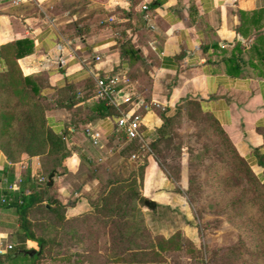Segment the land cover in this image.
I'll return each mask as SVG.
<instances>
[{"label": "crops", "instance_id": "obj_1", "mask_svg": "<svg viewBox=\"0 0 264 264\" xmlns=\"http://www.w3.org/2000/svg\"><path fill=\"white\" fill-rule=\"evenodd\" d=\"M156 1L0 0V50L18 39L31 41V51L16 58L21 73L44 79L48 88L43 92L49 98L59 97L58 91L72 94L71 106H52L45 116L55 132L68 137L77 154L81 151L78 142L84 141L88 157L102 161L108 144L120 151L130 143L115 129L118 114L103 115L96 95V78L115 75L127 80L125 92L150 105L144 110L134 103L120 104L142 115L146 141L156 139L162 115L170 117L178 111L184 115L188 100H197L264 181V0ZM128 46L136 49L137 58L126 54ZM3 66L0 58V69ZM133 70L140 73L132 74ZM89 123L101 133L98 145L84 133ZM146 154L139 155V163ZM66 159L67 170L72 171L78 161L74 156ZM65 172L56 168L52 185ZM38 173H44L39 156L22 154L11 161L0 149L2 248L25 243L34 249L28 245L31 240L21 238L16 208L6 202L21 191L25 176L35 180ZM185 174L181 171L182 183L187 181ZM41 177L48 181L47 174ZM142 180V195L150 196L147 199L156 208L187 212L175 182L152 154ZM55 191L64 195L60 187ZM88 209L82 201L68 206L66 213L71 216ZM183 229L193 233L188 222ZM11 249L0 255H12Z\"/></svg>", "mask_w": 264, "mask_h": 264}, {"label": "trees", "instance_id": "obj_2", "mask_svg": "<svg viewBox=\"0 0 264 264\" xmlns=\"http://www.w3.org/2000/svg\"><path fill=\"white\" fill-rule=\"evenodd\" d=\"M159 1L154 4H158ZM31 47V41L18 39L3 45L0 50V58L4 64L0 69V149L11 161L19 160L22 154L34 156L64 148L65 136L55 132L47 124L45 116L47 108L43 104V99L51 100L56 106H71L74 103L72 94L68 93V90L65 93L58 91L57 98H49L43 92L48 88L44 79L21 73L16 58L28 54ZM125 52L130 57L137 58L136 49L128 46L125 47ZM64 100L66 104L63 103ZM99 103L103 115L118 114L106 104V100L100 99ZM187 103L189 117L200 116L201 120L208 123V129H213L220 137L219 153L222 154V160L229 168L225 181L229 187L238 192L237 196L228 200L223 208L227 209L229 219L247 217L256 226L260 241L250 255L257 260L255 264H264V181L254 174L247 160L238 153L214 117L203 112L200 102L188 100ZM179 114L180 111L170 117L162 115L163 123L156 129L157 137L149 143L152 153H158V144L161 141L171 140L170 125ZM204 130H207V126H204ZM139 145L136 140H132L125 149H129L132 153H140ZM225 151L229 156L223 155ZM148 156H151V153L145 155L129 178L113 179L108 182L88 210L71 216L66 213L67 206L55 195L48 193L51 188L48 181L42 185L33 178L25 176V179H22L21 191L15 192V197L7 201L6 206L16 208L23 241H33L38 245V249H35L34 254L31 255L25 251L32 248L18 245L12 255L11 253L0 255V263L6 260V264H53L54 262L65 264V261L69 260L67 254L58 252L48 254L47 248L50 242L46 235L42 232L38 233L36 228L39 227L75 231L79 236L87 239L88 244L91 245V255H89L91 260H88L91 261L90 264H114L113 257L124 260L125 264H161L160 252L164 251L166 246L162 242L153 243L145 224L139 225V229L134 228L135 223L130 217V211H134L132 202L142 199L139 182H142ZM44 173L48 175V179H52L56 167H51ZM156 238L164 242L162 235H157ZM172 239L173 237L166 239V242L174 241L176 246H179L178 243H184L192 251L196 250L189 239H181L180 236ZM86 254L89 257V253ZM239 255L240 249L233 247L221 253L213 250L207 264H235L234 260Z\"/></svg>", "mask_w": 264, "mask_h": 264}, {"label": "rangeland", "instance_id": "obj_3", "mask_svg": "<svg viewBox=\"0 0 264 264\" xmlns=\"http://www.w3.org/2000/svg\"><path fill=\"white\" fill-rule=\"evenodd\" d=\"M131 73L139 74L140 71L133 70ZM88 83L91 87V79H88ZM43 104L47 110H50L49 106H56L51 100L43 99ZM204 126H207V130H204ZM208 127V123L201 120L200 116L190 118L187 111L184 115L180 113L170 125L171 140L161 141L158 144V153H152L157 165L175 182V190L182 194L187 208L186 213L161 205L154 209L144 205L143 199L150 196L142 195L143 180L139 182L142 199L132 202L134 211H130V217L135 223L134 228L139 229V225L145 224L153 243L162 242L166 246L165 250L160 252L161 264H207L213 250L221 253L231 247L240 249L239 257L234 260L235 264H255L257 261L250 254L260 241L258 229L247 217L229 219L227 209L223 208L228 200L237 196L238 192L226 184L225 175L229 173V168L219 153L220 137ZM68 141H70L68 137H65L64 148L36 155L40 158L44 172L51 167L66 171V175L56 178L59 180L51 185L48 193L57 195L67 207L83 201L90 208L108 182L113 179L129 178L139 164V158H130L132 152L125 149L127 146L117 151L115 145L110 143L104 152L105 159L97 161L88 157L89 148L84 147V141L78 142L81 143L79 154ZM223 153L229 156L226 151ZM69 156H74L78 161L72 171H68L64 163ZM181 171L186 173L187 181L183 183L180 179ZM38 174L34 177L36 181H39V176L46 173ZM45 182L43 179L38 183L44 185ZM59 187L63 196L56 194L55 190ZM187 222L193 233L183 229ZM36 230L48 238L50 242L48 254L53 252L67 254L69 260L65 261V264L91 263L88 261L91 260L89 256L91 245L75 231L39 227ZM157 235H162L164 242L157 239ZM177 236L189 239L196 250L192 251L184 243H178L179 246H176L174 241L166 242V239L172 237L174 239ZM28 245L38 249V245L33 241ZM16 247L11 250L14 251ZM86 253H89V257ZM82 258L84 259L81 261ZM112 261L114 264H125L124 260L116 257H113Z\"/></svg>", "mask_w": 264, "mask_h": 264}, {"label": "built area", "instance_id": "obj_4", "mask_svg": "<svg viewBox=\"0 0 264 264\" xmlns=\"http://www.w3.org/2000/svg\"><path fill=\"white\" fill-rule=\"evenodd\" d=\"M21 1V0H17ZM143 9H146V5H142ZM99 59V57H96ZM126 79H120L115 75L98 76L95 80L96 84V95L100 99L106 100V104L113 106L117 109L118 115L115 118V129L124 134V137L128 141L137 140L139 141L140 153H132L130 157L132 159L138 158L143 152L151 153L150 144L146 141L142 133V115L138 112H132V110H124L121 108V103H134L138 106H142L144 110L150 108L149 104H146L142 99L134 96L131 93L125 92L123 87L127 85ZM123 84V85H121ZM84 133L88 137V140L92 142L93 145L100 144L101 133L95 129L91 124H87L84 127ZM43 177L39 176L38 180L42 181ZM46 180V179H45ZM0 188L2 184L0 182ZM10 188V187H9ZM2 201L5 198L2 197ZM12 245L8 244L6 247H0V253L5 252L7 249H11Z\"/></svg>", "mask_w": 264, "mask_h": 264}, {"label": "water", "instance_id": "obj_5", "mask_svg": "<svg viewBox=\"0 0 264 264\" xmlns=\"http://www.w3.org/2000/svg\"><path fill=\"white\" fill-rule=\"evenodd\" d=\"M52 182H53L52 179L49 178L48 179V185L49 186L52 185ZM143 203H144V205H146L147 207H149L151 209H153L155 207V203L152 200H150V199H147V198L144 199ZM25 252L32 255V254H34L35 249H28Z\"/></svg>", "mask_w": 264, "mask_h": 264}]
</instances>
